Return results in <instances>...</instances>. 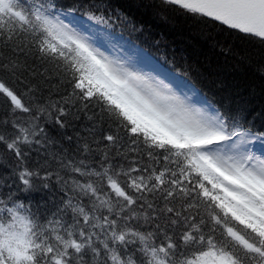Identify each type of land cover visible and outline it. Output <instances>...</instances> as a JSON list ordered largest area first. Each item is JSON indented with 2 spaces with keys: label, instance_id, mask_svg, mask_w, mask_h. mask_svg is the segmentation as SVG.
Returning <instances> with one entry per match:
<instances>
[{
  "label": "snow or ice",
  "instance_id": "obj_1",
  "mask_svg": "<svg viewBox=\"0 0 264 264\" xmlns=\"http://www.w3.org/2000/svg\"><path fill=\"white\" fill-rule=\"evenodd\" d=\"M161 5L264 42V0H161ZM78 10L54 0H0V41H19L13 48L18 56L35 48L39 59L69 74L72 87L63 104L38 97L26 104L0 82V93L25 117L13 113L15 134L0 133V144L20 163L27 155L22 146L47 154L53 140L39 121L52 117L54 109V125L66 128L73 100L80 103L78 111L100 105L125 135L119 130L102 135L98 167L86 159L59 158L70 175L57 174L63 195L43 219L3 180L0 187L8 191L0 193V264H264V129L179 94L172 85H183L170 73L153 75L109 56L68 19ZM98 11L89 8L85 15L109 24L111 17ZM48 72L37 74L48 79ZM27 91L35 97L37 89ZM141 144L148 161L162 157L168 166L142 165ZM78 150L91 148L85 141ZM111 153L129 160V166H114ZM20 163L12 174L29 192L40 171ZM51 176L45 172L42 179ZM121 176L127 178L123 185ZM201 204L206 218L199 216ZM194 208L195 216L190 215ZM173 227L182 228L177 239L169 235Z\"/></svg>",
  "mask_w": 264,
  "mask_h": 264
},
{
  "label": "trees",
  "instance_id": "obj_2",
  "mask_svg": "<svg viewBox=\"0 0 264 264\" xmlns=\"http://www.w3.org/2000/svg\"><path fill=\"white\" fill-rule=\"evenodd\" d=\"M54 2L58 5L77 6L79 10L74 14L83 20H87L85 12L89 8L96 11L98 7L100 11L96 14L110 16L111 20L107 25L97 22L95 24L109 33L115 42L126 43L146 52L167 69L179 73L201 93L207 103L226 116L236 117L242 123L247 121V125L256 130L264 129V42L229 30L206 18L190 15L179 8L162 6L161 0ZM18 43L19 41H13L6 45L0 41V82L21 94L26 104H30L37 97L46 104H63L68 93L72 91L69 74L57 69L54 62L39 59L35 48L31 49L27 57L18 56L13 50ZM45 68L49 70L46 74L48 79L37 74ZM29 86L37 89L35 97L28 94ZM73 103L76 107L72 109L73 115L68 117L66 128L59 129L54 125V109L52 117L45 116L39 121L53 140L47 146V154H38L34 147L22 146V151L27 155L20 163L14 154L0 144V185L7 179L12 184L13 194L25 205H30L31 210L41 219L55 211L63 195V186L57 179V174L64 179H68L70 175L60 166L59 158L63 156L65 159H86L87 163L98 167L104 155L102 135L117 130L122 136L125 135L122 128L117 129L114 118L101 113L100 105L94 102L86 111H78L81 107L79 101L73 100ZM14 112L17 117L25 118L23 113L14 109L9 98L0 93V133L15 134L11 125L15 119ZM93 114L96 118L89 120L87 117ZM101 116L103 119H100ZM90 129L95 132L94 136L90 134ZM69 136L72 137L70 142L66 139ZM85 141L90 145L89 153L78 150ZM138 151L143 156L142 165L148 163L157 168L168 166L162 157L148 161V149L142 144ZM45 155L47 163H44ZM109 159L116 167L123 166L126 169L129 166V160L115 153H111ZM18 163L21 167L40 171V176L33 177V188L29 192L22 190L23 186L12 174ZM40 164L44 165L43 168L39 167ZM45 172L52 173L47 180L42 179ZM119 180L123 185L127 178L121 176ZM45 184L48 186L45 187ZM7 191V188L0 187V193L7 194ZM190 215H197L195 208ZM199 216H207L203 204L200 206ZM181 231L182 228L173 227L169 235L177 239ZM188 258L193 257L189 255Z\"/></svg>",
  "mask_w": 264,
  "mask_h": 264
},
{
  "label": "rangeland",
  "instance_id": "obj_3",
  "mask_svg": "<svg viewBox=\"0 0 264 264\" xmlns=\"http://www.w3.org/2000/svg\"><path fill=\"white\" fill-rule=\"evenodd\" d=\"M68 19L72 20L79 30L87 32L93 38L92 42L95 44V46L101 48V50L105 51V53L109 56L126 62L130 67L140 69L145 72H152L153 75H158L160 73V70L158 68L159 66L157 65V63L150 62L148 59L140 57L138 54L134 55L135 53L133 52V49L129 48L126 45L112 42L111 36L106 33H103L98 27L93 25L96 23V21L89 20L87 18L86 21H88V23H84L79 20H76L74 18V15L68 16ZM93 29H96L99 32L93 31ZM153 68H155L156 71H152ZM171 75L176 78L177 82L183 85V87L177 88L176 85L173 84L172 86L174 90H176L181 95L190 96L193 102L199 101L203 103V99L201 98V96L196 91L188 87L184 80L180 79L178 75ZM160 78L163 79L164 77L161 76ZM256 146L259 147V142H257Z\"/></svg>",
  "mask_w": 264,
  "mask_h": 264
}]
</instances>
